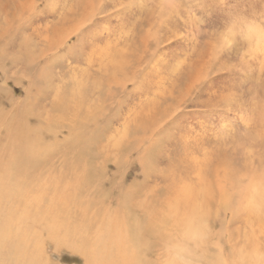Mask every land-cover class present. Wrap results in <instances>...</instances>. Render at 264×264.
I'll return each mask as SVG.
<instances>
[{"label": "rangeland", "instance_id": "rangeland-1", "mask_svg": "<svg viewBox=\"0 0 264 264\" xmlns=\"http://www.w3.org/2000/svg\"><path fill=\"white\" fill-rule=\"evenodd\" d=\"M256 31L264 0H0V183L8 211L57 222L35 225L48 264H86L97 238L162 264L189 222L242 243L226 200L264 187Z\"/></svg>", "mask_w": 264, "mask_h": 264}, {"label": "bare ground", "instance_id": "bare-ground-1", "mask_svg": "<svg viewBox=\"0 0 264 264\" xmlns=\"http://www.w3.org/2000/svg\"><path fill=\"white\" fill-rule=\"evenodd\" d=\"M83 26L84 24L80 23L74 27L73 31L71 30L70 32H77ZM153 26L155 25L153 24ZM147 32H150L149 34L152 35L151 37L155 35L153 30H149ZM250 36L257 38V43L264 41V34L258 35L257 31L254 35ZM127 82H129V79H122V81L118 82L124 86H121L120 89L124 90L126 88ZM80 91L77 94H80ZM5 184L0 183V244L2 250L0 253V264H48L47 261L41 256L39 244V237L41 234L39 232H35V225L38 221H42L43 223L45 222L44 225L48 227L46 230L47 234L51 237L57 238L58 229L55 225L57 222L52 219V214L49 212L42 213L41 216H33L27 213L28 210L27 212L23 211L19 214H17L16 211H8L7 207L5 208V206L6 204L10 203L8 197L11 194V190H7L9 187H6L7 185ZM237 200L242 201L244 207L241 208L247 212V219L244 220L246 222V232L243 235L244 239L242 243L238 245V247L236 243L231 241V238L228 240V237L224 238L226 240L223 242V244H221L220 241L215 240L216 247L207 258L208 264H264V187L262 181L256 180L251 184L250 187L242 190V192L237 194L232 193L230 197L227 198L226 202L228 201V203H233ZM228 215L230 216L231 214L228 213ZM46 216H48V218H46ZM36 218L38 219L36 220ZM196 220L198 221L197 218ZM230 221H232V218L228 219V223ZM32 222L34 223V229L32 232H30V230L28 231L27 229H24V227H27L29 223ZM197 224V226H193L192 222L183 224L185 227H181L182 229H180V234L184 240L185 235L189 232H193L194 234H203L201 229L204 224L202 222ZM224 228L227 229V225L225 227L222 225L220 239H223L224 234H229V231L226 229L223 230ZM65 231L67 235H69L71 230L66 229L65 227ZM211 232L214 234L215 239L216 236H219V233L214 232L213 230H211ZM118 236L119 234L116 236V238H118ZM119 238L121 239L122 237ZM105 239L107 238L101 237L102 242L105 241ZM94 242V248H92L91 255L88 256V261L86 264H144L143 260H140L141 257L135 253L136 249L133 251L131 246L127 244L129 241H126L127 243H125L123 240L120 242L118 239L117 241H110L107 248L111 249L112 253L110 252L111 250H109V253L106 251L107 249L104 246L107 245L104 244L106 242H104V245H102L99 238L95 239ZM179 243L184 244L182 242ZM175 245L176 244L173 243L172 247ZM135 248H137V246H135Z\"/></svg>", "mask_w": 264, "mask_h": 264}, {"label": "clouds", "instance_id": "clouds-1", "mask_svg": "<svg viewBox=\"0 0 264 264\" xmlns=\"http://www.w3.org/2000/svg\"><path fill=\"white\" fill-rule=\"evenodd\" d=\"M203 234L189 232L185 235V243L173 246L162 264H208L207 258L216 247L211 229L205 224Z\"/></svg>", "mask_w": 264, "mask_h": 264}, {"label": "snow or ice", "instance_id": "snow-or-ice-1", "mask_svg": "<svg viewBox=\"0 0 264 264\" xmlns=\"http://www.w3.org/2000/svg\"><path fill=\"white\" fill-rule=\"evenodd\" d=\"M95 38V33L94 32H89V33H85L82 37L84 43L90 44Z\"/></svg>", "mask_w": 264, "mask_h": 264}]
</instances>
